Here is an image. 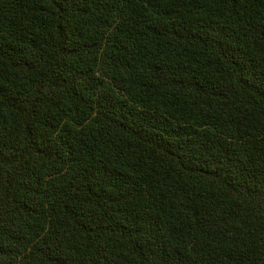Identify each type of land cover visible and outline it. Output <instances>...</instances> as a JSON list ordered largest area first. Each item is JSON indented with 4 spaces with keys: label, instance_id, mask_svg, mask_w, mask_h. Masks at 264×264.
I'll use <instances>...</instances> for the list:
<instances>
[{
    "label": "trees",
    "instance_id": "obj_1",
    "mask_svg": "<svg viewBox=\"0 0 264 264\" xmlns=\"http://www.w3.org/2000/svg\"><path fill=\"white\" fill-rule=\"evenodd\" d=\"M0 264H264V0H0Z\"/></svg>",
    "mask_w": 264,
    "mask_h": 264
}]
</instances>
